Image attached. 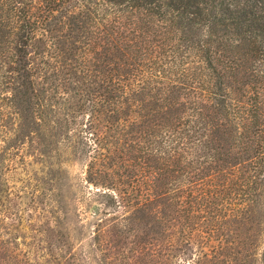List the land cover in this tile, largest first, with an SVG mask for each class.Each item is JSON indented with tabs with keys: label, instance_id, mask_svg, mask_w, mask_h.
<instances>
[{
	"label": "trees",
	"instance_id": "trees-1",
	"mask_svg": "<svg viewBox=\"0 0 264 264\" xmlns=\"http://www.w3.org/2000/svg\"><path fill=\"white\" fill-rule=\"evenodd\" d=\"M0 264H264V0H0Z\"/></svg>",
	"mask_w": 264,
	"mask_h": 264
},
{
	"label": "rangeland",
	"instance_id": "rangeland-1",
	"mask_svg": "<svg viewBox=\"0 0 264 264\" xmlns=\"http://www.w3.org/2000/svg\"><path fill=\"white\" fill-rule=\"evenodd\" d=\"M73 175H78L80 173V166L72 164L68 167Z\"/></svg>",
	"mask_w": 264,
	"mask_h": 264
}]
</instances>
